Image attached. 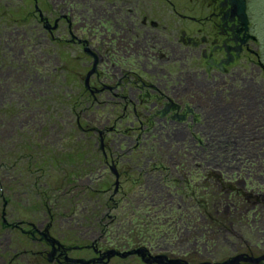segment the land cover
<instances>
[{
	"label": "flooded vegetation",
	"instance_id": "flooded-vegetation-1",
	"mask_svg": "<svg viewBox=\"0 0 264 264\" xmlns=\"http://www.w3.org/2000/svg\"><path fill=\"white\" fill-rule=\"evenodd\" d=\"M48 1L51 0H33L34 9H28L24 3L23 7H20L19 4L15 5L8 0H0V110L4 117L9 116L0 118V127L2 126L3 132L6 133L3 137L19 142L23 136L37 133L40 137L48 139L53 132L61 133L62 127L67 128L65 123L60 128L61 123L52 125L42 120V116L39 121L35 118L34 105L42 100L39 90L42 94L46 90L44 85H41L44 81V71L50 67V63L55 64L52 69L60 67L61 72L67 69L58 51L52 58L42 59L45 51L42 43L46 36H51L52 43L55 41L57 44L56 50H60L62 41L69 47L79 46L82 50L85 47L89 55L86 63L89 66L86 63L84 66L89 70L84 75L83 91L80 94H87L90 100H85L87 103L83 101L85 107L76 106L75 110L86 111L87 108L89 111L98 109L103 112V109L111 107L106 115L110 119L115 118V121L110 124L109 132L117 131L114 139L118 141L116 146L112 141L109 143L112 148L110 156L114 165L127 161V164L137 167L128 170L132 174L129 176L138 174V171L145 175L147 181L144 180L143 183L142 180L134 178V186L142 184L138 187L141 189L133 194L139 196L138 193L151 191V207L146 215L139 211L142 205L120 203L117 199L121 194L120 178L121 174L127 171L121 173L117 167L111 169L119 179L114 181L116 188L109 198L110 204L107 200L106 203L102 201L101 206L92 207L91 211L88 208V212L92 214L91 218H96L91 224L90 218L84 223V209H75L73 212L70 208V212H62L55 208L56 202L50 205L49 199L43 203L42 210H32L29 214L27 212L25 217H16L14 213L8 215L7 206L11 202L8 197L0 196V199L5 200L0 222V261L4 264H14L17 260L20 261L19 264H216L238 256L239 264H264L263 249L258 252L253 247L256 245L251 242L242 250L239 245L230 242L235 252L224 257H220L219 251L217 255V252L210 250L208 245V253L200 259H197L200 256L192 255L189 250L184 251L183 258H177L178 254L175 252L160 253L157 250L161 245L157 231L166 232L163 239H169L172 233H176L179 241L195 224V221L188 220L191 211L184 209L186 205L183 208V202L191 198L188 184L183 180L186 177L177 179L181 170L177 167L176 171L173 169L176 167L172 166L189 165L188 162L186 165L184 162L181 164V154L192 146L191 143L190 146H185L184 143L190 139L194 142V131L203 124L202 122L219 118L220 110H226L223 104H230V100H237L238 96H241V100H247L255 95L258 88L264 89V63L260 55V39L249 0H246L244 12L242 3L235 0H208L204 4H201L200 0H83L76 2L77 9L71 7L66 13L65 9L53 8V2L56 0L49 4ZM92 3L99 4V8H102V11L96 10L100 13L99 16L89 13L88 10L94 8L90 6ZM77 18H80L84 25L76 22ZM66 19L71 29L68 33L70 35H55L60 23H63L62 20ZM49 21H56V25L49 27ZM34 22L47 24L43 27L44 34L39 35L40 37L33 35L38 25L35 24L34 30L31 29L33 26L27 28L22 25ZM74 31L79 35L73 33ZM75 47L72 50L70 48L72 56H68L71 59L75 58L72 54ZM102 69H105V74ZM59 106L61 113L58 120L64 121L68 114H63L62 107H66V104L62 101ZM71 113L75 114L74 111ZM47 115L48 122L54 119L53 116L50 117V112ZM80 129L84 130L81 126ZM101 137H104L103 133ZM119 142H127L123 148L125 152L120 151V154L117 152ZM199 145H194V149L204 148ZM145 146L153 151L144 153ZM105 154L109 155L104 149L103 155ZM152 155L157 161L165 160L169 168L166 176H158L155 174L156 170L144 164L151 160L148 157L151 158ZM52 161L51 159L50 162ZM95 165V171H100L102 167H98L97 163ZM202 165L198 177L204 181L200 185L192 183L191 189L198 191L204 188L203 195L201 196L199 191L197 198L207 206L209 198L216 195V200L210 204L212 212H201L203 216L199 217L196 223L198 226L203 225L202 219L209 220L208 216L212 218L219 211L217 208H223L227 203V198L223 195L228 191L221 187L219 193L217 190L209 191L212 184L208 180L214 173V166L210 163ZM108 166L105 164L102 176L108 172ZM7 167L9 168V165L4 162V170L1 173L4 177L9 175ZM54 167L53 163L48 164L47 168L44 164L43 174L52 176ZM32 174L34 173H31L34 177ZM150 179L158 184L163 180L164 187L154 185ZM147 183L148 187L144 190ZM14 187L9 190L15 191ZM88 187L92 188L91 185ZM176 190L179 194L175 193ZM156 195L160 198L159 201H156ZM179 195H185L187 199H180ZM53 196L57 195L54 193ZM137 203L144 204L143 201ZM229 205L222 215L236 214V208L231 207L232 203ZM128 206L132 209L129 211L133 213L128 212L125 217ZM171 207L172 210L176 207L184 210L181 215L172 217L174 222L180 225L172 231L164 226L156 227L153 231L156 234L150 238L144 233L138 237L137 231L135 234H130L129 229L127 231V218L157 226V216L161 213L159 210H170ZM100 212L102 219L99 221ZM68 213H72L70 218ZM79 216L83 219L78 218ZM80 220L83 223H79ZM230 226L234 228L233 223H230ZM163 228L166 231L161 232ZM183 229H186V232L180 231ZM15 234L19 238H14ZM224 235L226 230L218 232L219 238Z\"/></svg>",
	"mask_w": 264,
	"mask_h": 264
},
{
	"label": "rangeland",
	"instance_id": "rangeland-1",
	"mask_svg": "<svg viewBox=\"0 0 264 264\" xmlns=\"http://www.w3.org/2000/svg\"><path fill=\"white\" fill-rule=\"evenodd\" d=\"M79 1L83 0H56L54 2L51 0L47 3L49 4V2H53L54 9H65L66 13V10L72 9L71 7L77 9L78 6L76 7L75 4L76 2L80 3ZM207 1L208 0H200L201 4H204ZM260 1L263 0H249V2H252L253 6L254 4L257 5V9L261 7V4L258 3ZM8 2H13L15 5L19 4L20 7L24 3L27 5H25V7L28 9H34L33 0H15V2L8 0ZM92 4L93 5L90 6L91 8H94L89 9V13L92 15L96 13V15L99 16L100 13L96 11L100 9L99 4ZM186 4L188 5V2H186ZM251 8L252 13H254V7L251 6ZM81 10H79L80 14H82ZM100 11H102V8ZM260 11L262 12L263 10L260 9ZM262 15L264 18V13H262ZM71 20L73 21L74 19ZM56 21H49V27L55 26ZM62 21L63 23H60L61 25L58 30L56 29L55 35L59 36V33L63 34V36L70 35L68 34L71 30L68 24V19ZM75 21L84 25L80 18L75 19ZM35 24L38 25V27L33 35L36 34L39 36L44 34L43 27H45L46 24H44V22L24 23L22 25L27 26V28L33 26L31 29L34 30L36 27ZM13 25H11V27H13ZM73 33L79 35L76 31ZM86 37L87 40L88 35H86ZM262 40L264 41V39ZM52 42L51 36H46L42 43L43 46H45L42 59L45 60L46 57H49L48 59H50L53 55H56V52L58 51L63 58V65H67V69L64 72H61L60 67L58 69H52L55 64L50 63L51 61L47 59L50 63V67L46 66L47 68L46 71H44L43 78L45 82L43 81V83H41L46 90L44 94L39 90V97L41 95L42 100L34 105L33 110L36 112L35 118H37L38 121L42 116V120H45L48 124L52 123V125H54L58 122V124L61 123V128L65 123L67 128L62 127L60 130L61 133L54 134L55 132H53L50 137H47L48 139L40 137L37 133H30L29 136H21V141L14 142L12 139L9 140V138L4 139L3 134L6 135V133L3 132L2 126L0 127V133H2V137H0V176L2 178L0 179V196L8 197L11 202L7 206L8 215L14 213L16 217L18 215L19 218H22V216L25 217L27 212L29 214L32 210H42L43 203L49 199V204L52 205L56 202L55 208H59L62 212H70V208L73 212L75 209H84V213H88L86 215L84 214L85 219H83L82 216H79L78 218L83 219L84 223H86L87 218H90V224L94 223L96 218H91L92 214L88 212V208L91 211L92 207L95 208L101 206L103 204L102 201L106 203L108 200L107 203H109V200H111L109 199L110 196L115 193L116 184L114 181L116 178L119 179L115 172L111 171L112 168L116 167L121 173L127 171L126 173L121 174V194L117 196V199L123 204L129 202L134 205H142L140 206L141 210L139 211L147 215V211L151 207V204L149 203V200H152V198L150 199V196L152 195L151 191L138 193L144 204L137 203V198L139 196L133 194L141 189L138 187H140L144 180L145 182L147 181L145 175L142 173L140 174V171H138V174L129 176L132 174H130L131 172L128 170L137 167L133 164H127L128 162L126 160V163L122 164V162H120L114 165L113 158L110 156L112 148H110L109 143L112 141L116 146L118 141L114 139L117 131L109 132V129H111L110 124L115 121V118L110 119V117L106 115L110 112L111 107L103 109V112L98 109H96V111H89L87 108H85L86 111L75 110L76 106L82 105L81 107H85V102L87 103L85 100H90L88 99L87 94H80V92L83 91L82 86L84 85V75L87 73V70H89L84 66L89 58V55H87L85 51V47L83 48L84 54L81 47H69L64 45L65 43L62 41L60 42L62 47L60 50H56L57 44L55 41L54 43ZM74 47L75 49L72 51V54L75 58L71 59L70 56L72 55L69 51L70 48L72 50ZM68 54L70 56H68ZM38 59L39 58H37V60ZM86 65H88V63H86ZM102 71L105 74V69H102ZM78 94H80V96H77ZM102 97L105 98L104 96ZM62 101L66 104V107L68 106V108L65 106L62 107L63 114H68V117H65L66 120L64 121L58 120L60 119L59 115L61 113L59 105H61ZM83 101H85L84 104H82ZM230 102L231 103L228 105L226 103L223 104L225 105L226 110H220L219 118L211 119L206 123L202 122V126L199 125L197 129L195 128L194 138L196 139L193 143L191 139L184 143L185 146H190V143L193 146V148L190 146L191 148H188L189 150H187V152L181 154V157H183L181 164L184 162L186 165V162H188L189 165L186 167L176 166L175 164L172 165L176 167H173L176 171H178V169L179 171L181 170V174L177 179H180L181 176L186 177L183 178V180L188 184L187 189H189L188 192L191 195V198L187 199V197H184L185 195L181 197V194L179 196L180 199H187L183 202V208L184 205H186L184 209H189V211H191L192 214L188 217V220L191 222L195 221V224L191 226L192 228L188 230L185 237L179 241L176 233L174 234L171 232L172 236L169 239H163L162 237L166 236V232L160 233L157 231L161 243L157 250L160 251V253L171 251L178 254L177 258H183L182 256L185 254L184 251L189 250L190 253H193L192 255L200 256L197 258L200 259L208 253L206 250L208 245L210 250H213L215 253L219 251L220 257H224L227 256V254L235 252V250L232 249V243L230 242L239 245L238 247H241L239 248L241 250L247 248L249 246L248 242H251L256 245L253 247L257 249L258 252H260L261 249L264 251V89L258 88L255 95L247 100L244 98L241 100V96H238L237 100H230ZM69 105H71L74 110H72ZM89 106H91V104ZM71 111H74L75 114L71 113ZM49 112L50 117L52 118L53 116L54 118L51 119L52 121L50 122H48L47 115ZM2 113L3 112L0 110V118L9 117H4ZM76 114L79 118H77ZM106 121L108 123H106ZM79 124L84 130L80 129ZM63 128H65V130ZM121 132L123 133V131ZM128 132L129 131L127 130V133ZM101 133L104 135L103 138L101 137ZM185 139L186 138H183V140ZM125 143H118V148L120 150L118 149L117 152L119 154L121 153L120 151H124L123 148L126 146ZM206 143H209V145ZM199 144L204 148L194 149V145L198 146ZM102 149H105L109 155H103ZM143 151L144 153H147L153 150L146 148L145 146ZM229 155L232 156L230 157ZM148 158L151 160H148V163L145 162L144 164H148V166H151V168L156 170L157 173L155 174L158 176H166L165 173L169 171V168H167L168 166L166 165L165 160L160 159L157 161L153 155L151 158ZM51 159L53 160L52 162H50ZM4 162L9 165V168L7 167L6 170L9 173L7 176L10 178L7 176L4 177L1 174L4 170L2 168ZM52 163L55 166V169L51 174L52 176H50V174L44 175L43 172L45 171L43 170L47 168L48 164ZM96 163L98 164V167H102L100 171H95L97 167V165H95ZM203 163H210L211 166H214V173H216H213L208 180V182L212 184V189H209V191L217 190L219 193L220 187L221 189L226 188L228 191L223 195L227 198V203L223 205V208H217L219 211H213L216 213L212 218L208 216L209 220L207 218L202 219L203 225L200 224L198 226L196 223L200 219L199 217L203 216L201 212L207 210L205 208V205L207 204L197 198L199 197V191H201V196L203 195L204 188L202 187L201 190L196 191L191 189V184L200 185L204 181L198 177V174H200L202 170L201 165ZM44 164L45 168L42 169ZM105 164L109 165L108 172L102 176V169ZM197 164L201 165L199 166ZM31 173H34L32 174L34 177L31 176ZM134 178L142 180V183L134 186ZM13 181L17 184H12ZM150 181L154 182V185L158 187H164L162 184L163 180L162 182L160 181L159 184L152 179H150ZM14 185L16 187H14ZM89 185H91L92 188H89ZM183 186H185V184H183ZM10 187H14L16 190H9ZM147 187L148 183L144 185V190H146ZM54 193L57 195L56 197L53 196ZM175 193L179 194V191L176 190ZM184 193L186 195L188 194L185 191ZM51 196H53L52 199ZM215 196L209 198L210 200L208 201V204H213L214 200H216V198H214ZM233 197L234 199H231ZM159 200L160 198L156 195V201ZM204 200L206 201V199ZM4 201L5 200L0 199V222L2 221L1 218L5 209L2 207ZM230 203H232L231 207L236 208V214L234 216L231 213L229 216L222 215L221 213H223V210H226V207L230 206ZM183 208L178 209L176 207L172 210L171 207L170 210H159L161 213L158 214V219L156 218L157 226H152V224H149L148 222V224L139 223L135 218L134 220H128L127 218L125 221H129V223L126 224V229L127 231H131L130 234H135L137 231L138 237L144 233L149 236L147 238L156 234L153 232L156 227L164 226L172 231L176 226H180L174 222L175 220H173L172 217L184 213ZM129 209H131L130 206L127 207L124 214L125 217L129 214L128 212L133 213L132 211H129ZM68 214L67 216L70 218L72 213L70 215ZM98 214L100 215L98 219L100 221V219H102V214L101 212ZM163 221L167 223L164 224ZM79 223H83V221L80 220ZM230 223H233V229L231 228ZM184 226L187 228L186 224H184ZM165 228L160 231H166ZM184 230L186 232V229L180 231L183 232ZM221 230H226V235L221 237L222 239L218 237V232ZM15 237L19 238L16 234L14 235V238ZM29 259L30 258H27V260ZM19 262L20 261L17 260L14 264H19ZM0 264H4V262L0 261Z\"/></svg>",
	"mask_w": 264,
	"mask_h": 264
},
{
	"label": "trees",
	"instance_id": "trees-1",
	"mask_svg": "<svg viewBox=\"0 0 264 264\" xmlns=\"http://www.w3.org/2000/svg\"><path fill=\"white\" fill-rule=\"evenodd\" d=\"M258 3H260L261 4V7L260 8H256L257 7V5L256 4H254V6H253V4H252V2H250V5L252 6V7H254V9H255V12L254 13H252L254 16H255V26H256V31H257V34H258V36H259V39H260V55H261V57H262V61H263V63H264V41L262 40V39H264V18H263V15H262V13H264V0L263 1H260V2H258ZM252 9V8H251ZM260 9H262L263 11L261 12L260 11ZM263 34V35H262ZM262 41V42H261ZM69 106H71V105H69ZM68 107V106H67ZM230 157L232 156V155H229ZM139 201H141V196H139L138 198H137V202H139ZM205 208L207 209L206 211H208V210H210V211H208V212H212V209H210L211 207H210V204H208V206L207 205H205ZM212 214V213H211Z\"/></svg>",
	"mask_w": 264,
	"mask_h": 264
},
{
	"label": "water",
	"instance_id": "water-1",
	"mask_svg": "<svg viewBox=\"0 0 264 264\" xmlns=\"http://www.w3.org/2000/svg\"><path fill=\"white\" fill-rule=\"evenodd\" d=\"M235 1H237L238 3H242V5H243V8H242L243 10L242 11L244 12L246 10V5H245L246 0H235ZM238 260H239V257L237 256V258H233L231 260H227L226 262H216V264H239L238 263L239 262ZM184 264H189V263H186L185 262ZM201 264H204V263H201ZM205 264H213V263H210V262L207 263L206 262Z\"/></svg>",
	"mask_w": 264,
	"mask_h": 264
}]
</instances>
